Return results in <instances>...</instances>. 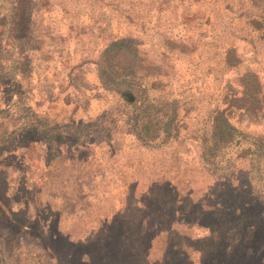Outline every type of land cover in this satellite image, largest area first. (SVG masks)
<instances>
[{
  "label": "rangeland",
  "instance_id": "rangeland-1",
  "mask_svg": "<svg viewBox=\"0 0 264 264\" xmlns=\"http://www.w3.org/2000/svg\"><path fill=\"white\" fill-rule=\"evenodd\" d=\"M226 1L0 0V264H264V0Z\"/></svg>",
  "mask_w": 264,
  "mask_h": 264
},
{
  "label": "trees",
  "instance_id": "trees-1",
  "mask_svg": "<svg viewBox=\"0 0 264 264\" xmlns=\"http://www.w3.org/2000/svg\"><path fill=\"white\" fill-rule=\"evenodd\" d=\"M223 1H226V0H223ZM230 2L226 1V4L229 5ZM120 51H121V42H115V43L111 44L107 49L108 54L115 52V56H118ZM113 60L114 59H112V62H113ZM116 64H117V62L115 63V65ZM111 66H112L111 64L108 65L109 68H111ZM129 67H131V68L128 69ZM133 67L134 66H132V64H130V63L127 64L126 67H123V64L120 63L118 69L123 70L125 68V70H127L131 73H134ZM248 92H249L248 89H247V91H244L245 94H248ZM121 94H122L124 100H126L128 103H132L134 98H133L131 91H129L128 89H125ZM145 128H146V126H145ZM208 128H209V133H210V137H208V139H206V142H207L206 146H207L208 152H209L208 154H209V156L211 158L210 160L212 162L218 163V162H220V158H221L220 157L221 148L222 147L226 148V147L231 146L232 140L234 137V133L240 134V132L230 123V121L224 115L223 112L216 114V116L213 118L211 126H209ZM230 201L233 204L230 205L231 210L228 207L229 212L232 211V214H235L237 212L235 218H233L232 220H236V222H238V224L242 222L245 224L246 227L248 225H250L251 223L249 224L248 221L244 217L249 216L251 211H249L248 208H245V206L236 207L237 204L239 203V197L236 196L234 193H233ZM208 206L209 207H207L204 210L201 209L202 212L200 214V217L196 218V219L194 218V220L198 226H202V227L207 228V230H209V232H210V236H213V234L215 233L216 226H218V227L225 226L224 222L229 221V219L222 217V216L220 218H218V214L220 213V211H219L220 207H219V205H217V203H212V204H209ZM135 207H136L135 208L136 211H138L141 215V220H140L141 224L140 225H142V224L144 225L145 222L147 223V221L150 219V215L147 213V205L144 203H141L140 205H135ZM238 208H241V209L237 210ZM197 220H199V221H197ZM254 220H260V215L256 213ZM162 221L163 220L153 221L152 223H150V226L148 227V229L151 227V225L152 226L153 225H159L160 226V223ZM251 227H254V226L252 225ZM148 229H146L142 234V239H146L147 241L150 240V236L146 232ZM112 240H113V243L117 245V242L115 241V240H117V237L115 235L111 238V242H112ZM121 243L123 244L124 242H121ZM122 254H123V257H119L118 260H122V261L126 262L128 256L124 253H122ZM144 260L146 262V258ZM108 263L109 264H116V263H114V260H109Z\"/></svg>",
  "mask_w": 264,
  "mask_h": 264
}]
</instances>
